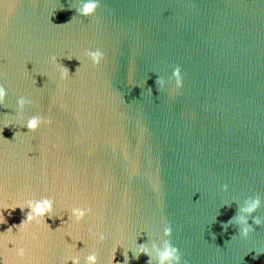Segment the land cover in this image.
Masks as SVG:
<instances>
[{"label": "water", "instance_id": "1", "mask_svg": "<svg viewBox=\"0 0 264 264\" xmlns=\"http://www.w3.org/2000/svg\"><path fill=\"white\" fill-rule=\"evenodd\" d=\"M83 2L0 0V84L9 91L0 105V205L47 195L64 215L45 217L51 229L27 226L30 264H60L65 229L95 244L101 264L117 241L131 246L141 231L138 244L170 239L186 264H264L256 253L264 223L248 237L235 223L222 227L246 197H260L253 215L264 219V0H99L81 17ZM97 48L105 55L94 67L84 51ZM75 57L83 63L73 74ZM59 64L69 70L64 81ZM177 65L183 87L159 92L155 81ZM19 96L34 102L25 117L51 124L13 138L28 131L4 127ZM73 204L93 214L55 230ZM27 211L4 210L0 235ZM89 226L106 239L95 243ZM122 252L113 264H123ZM8 256L0 248V259ZM128 256L147 264L144 254Z\"/></svg>", "mask_w": 264, "mask_h": 264}, {"label": "clouds", "instance_id": "2", "mask_svg": "<svg viewBox=\"0 0 264 264\" xmlns=\"http://www.w3.org/2000/svg\"><path fill=\"white\" fill-rule=\"evenodd\" d=\"M11 5V3L7 5L9 11L12 9ZM99 7V0H84L82 6L77 9V12L81 17H91L96 13ZM61 9H63V7H61ZM52 15H54V13ZM73 18L74 17L72 16L69 22L56 26L69 24ZM104 55V52L99 48L95 50L86 49L84 51V57L87 61H90L91 65L94 67L101 63V61L104 59ZM67 58L72 59L73 56H67ZM75 59H77L80 64L73 74L80 70L81 64L83 63L80 57H75ZM51 61L55 64L57 63V58L53 56L51 57ZM69 75V70L62 64H59V79L64 81L69 78ZM169 83H173L174 90H178L183 87V76L179 65L173 67L169 80L164 81L158 77L155 81L157 90L159 92L162 91ZM147 92L152 95L151 88H148ZM8 94V89L3 84H0V105L5 103ZM33 103L34 102L31 98L19 96L15 101L14 114H6L8 120L4 124V127L12 126L17 129L26 128L28 130L27 132H21L17 130L14 133L13 138L26 135L28 132H36L41 128V126H47L51 124L50 118L40 114H34L25 117L24 111L26 106L32 105ZM227 187V185H223L224 190H227ZM222 205H230V202H225ZM260 206L261 199L258 195L246 197L243 200V203L238 205L237 213L227 222L222 223V227L226 230L230 224L235 223V225L238 227L239 236L248 237L249 234L254 231V226H260L262 223H264V219L253 215ZM17 207H19L22 212H24L25 208H27L28 211L24 213V218L18 225H13L4 231L5 233H8L6 239L3 235H0V248L5 249L8 254H11V260L8 256L7 261L0 259V264H24V262H29L30 264L31 256L29 250L26 249L22 244L25 238V233L27 232V226L35 225L37 228L51 229L49 224L45 222V217L52 219L62 218L64 216L57 213L55 199L47 195H43L39 198L33 197L26 199L23 201V203H15L10 206L0 205V223H6L5 216L3 214L4 210H15ZM64 211L67 214V219H62L60 226L55 230L60 229L62 225L67 226L68 228H70L72 225L78 226L86 219V217L93 214V209L87 204L69 205ZM8 214L11 215V212L9 211ZM249 217H251V223H249ZM13 229L16 231L13 232ZM87 231L88 236L94 240L95 243L103 242L106 239L104 232L96 230L91 226H89ZM172 232L173 229L171 224L164 222L162 227L163 236L169 238L172 236ZM17 233H20V235L18 236ZM141 233H143V231H141ZM141 233H138L137 237ZM30 236L31 240L33 241L40 239V233L37 231H32ZM63 236L67 237L68 239H66L64 243V252L61 257L60 264H69V262L70 264H101L95 244L89 246L87 241H85L81 236L75 235L72 231L67 229L63 231ZM137 237L133 241V244L128 247H123L121 243L117 241L111 249V256L107 264H113V259L118 247L123 249V264H128L129 251H131L133 259H138L141 254L146 255L148 257L147 264H154V261L155 264H186V262L182 261L179 248L174 246L170 239H164L162 247H158L155 242H149L150 239L148 235V239L145 242L139 244L137 243ZM78 241L82 242L84 246L78 248ZM256 253L258 256L260 253L264 252ZM257 256H254L253 258L255 259Z\"/></svg>", "mask_w": 264, "mask_h": 264}]
</instances>
